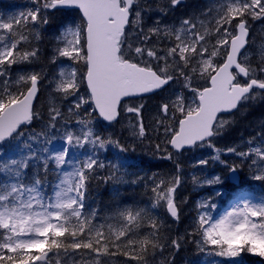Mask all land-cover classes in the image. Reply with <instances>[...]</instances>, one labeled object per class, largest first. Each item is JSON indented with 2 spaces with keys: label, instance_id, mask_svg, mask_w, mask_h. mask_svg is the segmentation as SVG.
Here are the masks:
<instances>
[{
  "label": "snow or ice",
  "instance_id": "obj_1",
  "mask_svg": "<svg viewBox=\"0 0 264 264\" xmlns=\"http://www.w3.org/2000/svg\"><path fill=\"white\" fill-rule=\"evenodd\" d=\"M181 8L187 0H28L0 14V264H176L188 244L222 258L211 264H264V193L240 190L216 215L205 199L171 232L187 202L177 198L186 153H201L193 169L228 173L193 172L196 187L245 169L264 184V121L220 146L238 113L264 105V41L253 34L264 0H206L168 22ZM145 142L171 162L167 177L128 172ZM109 181L144 186L148 204L101 218L88 201Z\"/></svg>",
  "mask_w": 264,
  "mask_h": 264
},
{
  "label": "trees",
  "instance_id": "obj_2",
  "mask_svg": "<svg viewBox=\"0 0 264 264\" xmlns=\"http://www.w3.org/2000/svg\"><path fill=\"white\" fill-rule=\"evenodd\" d=\"M17 5L10 9L9 11L15 10L16 13L23 10L28 5V0H17ZM189 5L188 9L181 8L178 12L170 14L167 18L168 22H176L178 18L184 14L186 11H191L196 7H202L206 3V0H187ZM257 38H263V35L258 34ZM46 41H44L43 47L46 49ZM44 68L45 72H49L46 67L48 64L42 63L40 65ZM39 66V67H40ZM50 67V66H49ZM236 123L232 128L225 134L222 138L221 147L226 144H231L240 140L241 136L248 137L254 134V128L261 122L264 121V105L255 104L250 108L244 109L242 112L238 113L235 117ZM117 136H122L126 140L124 133L120 126H116L113 130ZM109 159H111V154H107ZM130 157V163L133 167L128 168L129 173H147L151 175L156 173L160 176L167 177L173 172V166L171 162L162 160L153 155L149 151V146L144 144H137L135 152H129L127 154ZM211 163V162H210ZM210 163L208 167L210 166ZM184 166V179L181 188L178 190L177 198L178 200L187 202L182 204L183 217L182 223L179 225H173L171 232L174 235L177 231L183 233L185 229L189 228L192 221L196 217L197 205L199 194L193 192V184L190 181L189 174L192 172L193 168L190 167L186 162L182 163ZM220 165V164H219ZM223 166V165H220ZM224 167V166H223ZM261 182H246L242 186L247 188L254 186L261 187ZM114 187L120 189L119 193L113 191ZM236 189H232L231 192ZM151 192L142 185H113L111 181L107 184L103 182H94L92 189V196L88 201L90 208L99 209L101 218L107 216L110 212L114 211L117 204H137L140 206H145L149 202V197ZM221 207H224L226 203H218ZM161 217L164 213L162 209L158 210ZM205 253L199 252L194 244H188L181 252L176 254V264H199L204 258ZM248 261L259 260L257 257H245Z\"/></svg>",
  "mask_w": 264,
  "mask_h": 264
},
{
  "label": "rangeland",
  "instance_id": "obj_3",
  "mask_svg": "<svg viewBox=\"0 0 264 264\" xmlns=\"http://www.w3.org/2000/svg\"><path fill=\"white\" fill-rule=\"evenodd\" d=\"M8 1L15 2L16 0H0V9L5 10V8H7V7L10 8V5L6 3ZM262 29H264V24H262L260 21H254L253 22V34L255 35L257 44H259L260 42L264 41V31H262ZM258 34L263 35V38H261V39L257 38ZM45 41H46L45 42L46 43V49L45 50L50 51L51 50V41H50V39H45ZM49 66H50V70H51V67H53V66H51V65H49ZM46 96H47V93H44L43 95H41L40 105L46 106V103H47L46 102ZM120 127H121V125H120ZM121 130L123 131L122 127H121ZM123 133L125 135L126 141L129 140L127 132L123 131ZM154 141H155V138H153V142ZM55 143H56V147H59L61 142L60 141H56ZM145 144L148 145L147 142H145ZM220 144H222V138H221ZM203 151H204V154L206 155V153L209 150H203ZM200 155H201V153H199V152H197V153H186L181 158V162L182 163L186 162L191 167V162L193 161V159L199 158ZM244 171L247 173V176H245L243 178L246 179V180H251L247 170L245 169ZM193 172H196L200 176L201 180H204L206 178H210L211 176H214V175L227 176V174H228L227 170H226L227 174L225 175V168H220L218 166L217 162H214V165L212 164L211 171L208 170V168H206V167L203 168V169H193L192 172L189 174L190 181H191V175H192ZM227 181L228 180L226 179L223 184H221V185H213V186H209V185L205 184L202 187H196V186L193 185L194 188L196 189V192H200V191H203V190L206 191L204 197L203 196L200 197L199 202H201V201H203L205 199H208V200H212L214 203L217 204L219 202V199L222 196H217L216 195V191L219 190L220 192H222L224 194L225 193V186L228 185ZM252 192L256 193V194H262V193H264V190L263 189H257V190L252 191ZM220 212H223V210H221L219 208V206H218L217 212L213 213V215H216L217 213H220ZM213 260H222V258L212 257L210 255H206L205 254L204 258L201 260V262L199 264H211V262Z\"/></svg>",
  "mask_w": 264,
  "mask_h": 264
},
{
  "label": "water",
  "instance_id": "obj_4",
  "mask_svg": "<svg viewBox=\"0 0 264 264\" xmlns=\"http://www.w3.org/2000/svg\"><path fill=\"white\" fill-rule=\"evenodd\" d=\"M237 177H238V175H237ZM231 180V179H230ZM232 182H234V183H238V181H239V178H237L236 180H231Z\"/></svg>",
  "mask_w": 264,
  "mask_h": 264
},
{
  "label": "bare ground",
  "instance_id": "obj_5",
  "mask_svg": "<svg viewBox=\"0 0 264 264\" xmlns=\"http://www.w3.org/2000/svg\"><path fill=\"white\" fill-rule=\"evenodd\" d=\"M48 67H49V65L46 67V69L49 71L50 70V67L49 68Z\"/></svg>",
  "mask_w": 264,
  "mask_h": 264
}]
</instances>
